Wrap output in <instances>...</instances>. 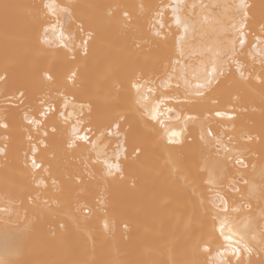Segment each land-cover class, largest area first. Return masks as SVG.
<instances>
[{
    "label": "bare ground",
    "instance_id": "6f19581e",
    "mask_svg": "<svg viewBox=\"0 0 264 264\" xmlns=\"http://www.w3.org/2000/svg\"><path fill=\"white\" fill-rule=\"evenodd\" d=\"M41 2L0 0V73L7 70L8 76L7 83L0 81V119L7 117L9 124L8 129L0 128V207L7 205L21 215L27 211L34 223L23 239L19 255L13 257L15 264H212L215 252L204 253L198 244L211 230V214L218 211L219 201L209 200L215 191L227 193L229 219L250 220L259 239V229L264 227V83L255 77L261 75L260 48L264 45L256 49L252 45L264 35V0H246L251 5L246 44L243 55L237 57L244 63L246 76L255 69L252 78L242 80L233 67L232 74L222 78L219 86L205 90L204 96L190 95L181 104L166 101L182 114L198 117L196 122L188 123L182 143L172 145L166 138L161 140L160 132L149 128L131 110L134 99L129 86L141 75L162 76L169 62L178 58L179 30L175 24L168 27L170 8L164 15L167 39L154 37L150 31L151 17L158 7L174 4L175 0H70L75 19L94 33L88 55L78 56L75 61L66 60L55 45L40 42L41 21L33 6ZM60 2L66 4L69 0ZM238 3L239 0H181V16L200 22L208 18L203 32L186 34L182 42L185 57L181 59L196 63L204 44L234 37L231 24L238 19L234 15ZM104 5L121 7L109 16L101 7ZM140 5H144L143 11ZM125 10L132 18L127 27L121 16ZM71 28L76 30L75 25ZM58 59L78 71L77 86L72 91L91 102V114L87 109L85 114L94 130L105 128L118 115L125 116L121 121L127 136V152L120 158L122 179L118 175L106 177L102 165L89 163L86 167L91 154L88 145L78 142L68 148L70 137L65 129L76 122L75 117L65 124L51 114L46 125L56 123L58 130L46 138L24 121L25 112L34 114L38 97L46 88L55 87L42 82L37 77L38 70ZM18 88L26 91L27 98L23 105L14 106L18 102L8 103L6 98ZM161 91L184 92L173 87L157 95ZM216 111L228 115L217 117ZM200 123L210 126L233 149V155L242 151L248 165L233 167L235 162L231 161L228 180L215 190H209L207 176L199 168L203 151ZM29 136L46 139L47 147L37 153L38 161L48 169L45 173L25 167ZM112 143L114 146V139ZM136 147L141 149L138 156L133 152ZM170 161L190 177L187 182L177 181ZM38 176L44 177L47 187L36 186L34 178ZM240 176L255 185V191L243 183L235 185L240 191L229 190L227 183L235 184ZM51 178L56 179L55 186ZM44 200L49 202V208H44ZM85 203L93 209L86 218L76 212L77 206ZM105 219L115 223L112 230L104 229ZM61 222L66 224L64 229L58 227ZM227 258L232 257L229 254ZM244 259L246 264H262L264 253L255 247Z\"/></svg>",
    "mask_w": 264,
    "mask_h": 264
},
{
    "label": "snow or ice",
    "instance_id": "6c2138e0",
    "mask_svg": "<svg viewBox=\"0 0 264 264\" xmlns=\"http://www.w3.org/2000/svg\"><path fill=\"white\" fill-rule=\"evenodd\" d=\"M7 8L8 5H5ZM37 11V17L41 21L40 42L55 47L63 52L66 60L75 61L78 56L86 57L89 52V44L93 39L94 33L91 29H87L83 22H78L73 15V7L69 3H61L60 0H42L40 4L34 5ZM107 15L111 16L116 8L120 5H104ZM141 11L144 5L139 6ZM249 5L246 0H239L235 5L234 15L236 19L231 28L234 31V37L217 39L209 44H204L201 48V58L196 63H191L185 57L182 42L185 40L186 34L189 32H203L204 25L208 23V18L205 17L203 22L191 20L181 16V0H175L171 5H160L151 17L152 27L151 34L160 39H167V33L164 32L166 27L164 23L165 10L171 9L172 19L171 24H175L179 30L176 40V48L178 58L172 59L165 67L163 75H154L151 78H146L141 75L133 79L129 86V91L133 95L134 103L131 105V110L136 113L145 124L156 131L160 132L161 140L166 138L169 145L182 143V138L188 130V123L196 122L198 117L193 115H184L177 111L176 107L168 106L166 101L174 100L176 104H181L186 101L190 95L202 97L205 90H210L214 86H219L221 79L232 74L233 67L235 73L242 80L252 78L255 69L248 73H244V63L237 59L239 55H243V47L246 44V28L249 19ZM124 26L131 24L132 18L128 11H122ZM75 25L76 30H72L71 26ZM261 33H264V26L261 27ZM51 34V38L50 35ZM264 45V35L256 38V42L252 45L253 49ZM252 55V53H249ZM259 64L261 65V75L255 78L261 83H264V48H260ZM37 77L45 84L55 85L54 88H46V90L38 97L37 105L34 109V114L25 112L24 121L32 125L41 135L46 138L49 133L55 134L58 130L57 124L53 123L50 126L46 125V120L49 114L57 115L65 124H68L73 117L75 123L70 125V128L65 129L69 134L67 140L68 148H73L78 142L89 146L91 153L86 161V167L89 163L102 165L104 175L106 177L123 178V172L120 165L121 155L127 152L126 133L122 131L121 121L125 120L124 115H118L114 121L109 123L103 129L94 130L91 121L86 118L85 110L88 115L91 114L92 105L90 101L82 100L72 89L77 86L78 71L74 70L65 60H56L49 67L41 68L37 72ZM0 81L8 82L7 70L0 73ZM176 90L183 89V94H169L166 91H161L160 95L157 92L167 90L169 88ZM27 95L23 88H18L16 93L7 97L8 103L17 101L14 106L23 105ZM163 106V107H162ZM79 109V110H78ZM171 113V115H168ZM217 117L228 115L225 112L216 111ZM175 120L176 124H169L166 121ZM9 124L7 117L0 119V128L8 129ZM200 141L203 142V151L200 155L199 168L202 173L207 176L206 183L210 185L209 190L221 188L225 181L228 180V165L234 161L235 166L247 168L248 165L242 158L243 152L237 150V154L233 155V149L226 145L222 138L209 126L205 127L203 123L199 124ZM41 138L36 143L29 145L28 150L24 153L25 167L31 168L34 172L45 173L48 169L43 162L38 161L37 153L41 147H47L46 139ZM5 139L7 137L5 136ZM31 141L33 138L29 136ZM115 140L113 146L112 140ZM231 139V138H230ZM251 139V137H248ZM3 149H0L2 152ZM135 155H139L141 149L136 147L133 149ZM127 159V156L124 157ZM170 168L175 174L177 181L184 180L187 182L190 177H186L183 170L177 168L176 163L170 161ZM264 179V177H262ZM34 183L39 187H47L46 180L43 176L34 178ZM53 186L57 184L56 179L51 178ZM243 183L249 185V181L243 176L235 180V184L230 181L227 187L231 191H240L235 185ZM251 191H255V185H249ZM40 199L39 196L36 197ZM210 202L219 201L217 205L218 211L213 212L212 227L206 238H202L198 247L204 252L211 255L216 254V259L212 264H246L244 257L250 256L255 247H258L260 252L264 253V227L259 229V239H257V229L253 223L248 221L230 220L227 213L229 212V202L227 193L215 191V196L209 198ZM10 202V201H9ZM44 208H49V202L44 200ZM235 210L234 208L232 209ZM81 216L87 217L92 214L93 209L86 203L79 204L76 208ZM224 213L225 215H221ZM15 217V218H13ZM0 264H15L13 257L19 255L22 247V242L25 236L33 230V219L30 218L27 211L21 215L19 211L13 212L5 205L0 207ZM104 229L112 230L115 223H110L107 219L104 221ZM59 229H64L66 224L61 222L58 225ZM127 224L124 225L126 229ZM218 233V235H217ZM217 247L213 248V245ZM230 256L232 258L225 257ZM196 264V262H193ZM250 264V262H248ZM264 264V261H262Z\"/></svg>",
    "mask_w": 264,
    "mask_h": 264
},
{
    "label": "built area",
    "instance_id": "2783aa9c",
    "mask_svg": "<svg viewBox=\"0 0 264 264\" xmlns=\"http://www.w3.org/2000/svg\"><path fill=\"white\" fill-rule=\"evenodd\" d=\"M50 115H51V114H49V116H50ZM49 116H48V117H49ZM30 127H31V129H32L34 132L37 131L32 125H30ZM33 139H34V140H37L34 136H33ZM34 140H31V144H32V143H36V142L38 141V140H37V141H34ZM245 163H246V162H245Z\"/></svg>",
    "mask_w": 264,
    "mask_h": 264
}]
</instances>
